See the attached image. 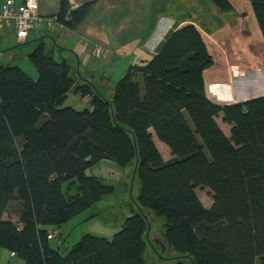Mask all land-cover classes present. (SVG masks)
Masks as SVG:
<instances>
[{
    "label": "trees",
    "instance_id": "trees-1",
    "mask_svg": "<svg viewBox=\"0 0 264 264\" xmlns=\"http://www.w3.org/2000/svg\"><path fill=\"white\" fill-rule=\"evenodd\" d=\"M211 1L234 10L229 0ZM248 1L264 36V0ZM90 5L60 0L53 15L74 29ZM28 57L37 79L0 65L1 248L27 264H148L153 213L164 219L174 264H264V94L229 104L208 97L204 71L215 60L196 25L177 28L158 53L131 65L111 98L42 41ZM70 93L89 106H64ZM103 160L133 167L136 208L111 239L87 233L63 254L50 245L49 227L59 230L115 191L89 172ZM198 187L212 191L210 207ZM10 210L17 220L4 218Z\"/></svg>",
    "mask_w": 264,
    "mask_h": 264
},
{
    "label": "crops",
    "instance_id": "crops-1",
    "mask_svg": "<svg viewBox=\"0 0 264 264\" xmlns=\"http://www.w3.org/2000/svg\"><path fill=\"white\" fill-rule=\"evenodd\" d=\"M77 1L80 4L90 1L91 5L84 19L74 29L55 28L60 57L67 59L81 76L93 81L94 73L100 71L93 58L99 62L103 60L101 64L104 67L100 71L103 81L99 85L94 83L109 98L113 95L116 82L109 70L110 62H120L118 58H121L125 61L129 59L130 66L141 65L158 53L174 30L187 24H194L201 30L215 60L204 71L209 98L220 104H229L264 94V72L261 75L264 70V36L248 0H229L234 7L232 11L220 10L211 0ZM43 7L44 3L40 1V13L43 15L58 12L50 13ZM31 32L39 39L38 44L42 41L45 47L46 39L41 34H53L44 25ZM95 46L108 50L104 59L92 54ZM219 47L224 49L223 53ZM51 52L54 55V51ZM247 66H255L253 78L247 75ZM248 81L254 84L251 90L249 87L244 88ZM224 88L230 90L229 95L221 92ZM220 118L223 121L222 115ZM218 123L225 133L228 126L231 130L228 123L224 122L227 127ZM155 142L163 158L170 159L172 153L168 145L158 139ZM4 218L15 221L18 219L17 212L7 211ZM21 260L18 262L24 264L25 261Z\"/></svg>",
    "mask_w": 264,
    "mask_h": 264
},
{
    "label": "rangeland",
    "instance_id": "rangeland-1",
    "mask_svg": "<svg viewBox=\"0 0 264 264\" xmlns=\"http://www.w3.org/2000/svg\"><path fill=\"white\" fill-rule=\"evenodd\" d=\"M41 1L44 3L43 9L46 11L52 13L59 10L60 0ZM241 9L243 10L244 8L241 7ZM41 27L42 26H39L35 29L38 30ZM52 31V35L48 33L41 34L44 36L43 38L46 39L45 48L47 51L53 50L54 57L56 59H61L59 48L56 43V41H58L56 36L57 30L54 29ZM33 33L34 32H31L29 40L22 42L16 37L14 32L7 30L0 31V65L20 66L32 78L37 79L38 70L28 57V54L36 48L39 42V39L35 38ZM219 50L222 53L224 52L223 48ZM119 59L120 62H110L109 65L112 79L116 81L125 76L130 67L129 59H127V61L121 60V58H118V60ZM93 60L97 63L98 67H100L101 71V68L104 67L101 62L104 63V61L101 60V62H99V60L94 58ZM245 69H247V75L253 78V69H255V66H247ZM100 71L94 73L95 77H93L97 85L103 81ZM73 72L77 74L75 69ZM81 72L85 73L84 70H81ZM263 72L264 70L261 71V75ZM237 83L238 82H236V84ZM101 86H104V84ZM244 86V88L249 87V90H251L254 84L249 82L247 85L244 84ZM221 92L228 95L230 94V90L227 88L222 89ZM64 106H73L83 110L89 106V101L80 94L70 93ZM217 120L222 127L226 126L220 116ZM225 131L230 135V126L225 128ZM107 161L108 160H103L96 163L89 172L101 176L106 183L114 185L115 191L105 196L102 200L94 203L91 208L75 216L60 227V234L50 240V245L55 249H59L63 254L87 233L111 239L114 234L120 230L124 220L131 214V208H136L135 199L139 194L141 183L138 176L135 175L133 167L128 166L122 168L117 164H113L114 162L112 161ZM72 190L75 191V187H73ZM197 193L203 204L206 207H210L213 202L212 191L207 187H198ZM149 216L152 226L150 238L156 248L154 249L151 245L148 246L145 253L146 262L148 264H174L175 259H171V257L175 255V253L171 251L168 245L164 244L162 240L164 219L153 213H150ZM18 261H22L20 257L11 256L9 250L0 247V264H20ZM23 263L27 264L26 262ZM186 264H190L189 261L186 260Z\"/></svg>",
    "mask_w": 264,
    "mask_h": 264
},
{
    "label": "built area",
    "instance_id": "built-area-1",
    "mask_svg": "<svg viewBox=\"0 0 264 264\" xmlns=\"http://www.w3.org/2000/svg\"><path fill=\"white\" fill-rule=\"evenodd\" d=\"M41 0H3L0 1V31L14 32L16 37L24 42L35 28L44 25L48 31L55 28L66 29L64 22L56 15H43L40 13ZM70 8L75 9L81 4L77 0H68ZM108 53L106 48L95 46L92 54L97 58L104 59ZM19 224L18 227H21ZM60 234L59 230L52 229L49 237L53 238Z\"/></svg>",
    "mask_w": 264,
    "mask_h": 264
}]
</instances>
